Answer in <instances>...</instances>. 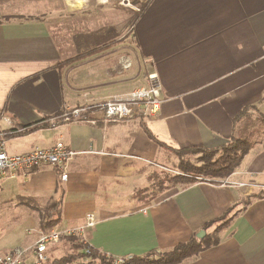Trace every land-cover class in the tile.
<instances>
[{
  "label": "crops",
  "instance_id": "obj_1",
  "mask_svg": "<svg viewBox=\"0 0 264 264\" xmlns=\"http://www.w3.org/2000/svg\"><path fill=\"white\" fill-rule=\"evenodd\" d=\"M119 1L0 0V138L45 126L6 141L22 142L7 151L26 154L63 141L79 153L67 180L51 165L30 172L52 187L49 194L58 191L54 228L83 225L94 215L88 246L102 255L170 252L211 237L216 227L204 226L236 207L219 243L179 264H264V190L177 179L163 185L160 175L179 164L178 151L228 144L237 134L235 118L246 111L259 137L229 177L264 183V0H150L129 36ZM128 37L133 43L124 42ZM129 49L136 71L116 75L119 56ZM151 73L162 85L154 118L105 122L94 108L82 122L49 124L67 110L125 97Z\"/></svg>",
  "mask_w": 264,
  "mask_h": 264
},
{
  "label": "built area",
  "instance_id": "obj_2",
  "mask_svg": "<svg viewBox=\"0 0 264 264\" xmlns=\"http://www.w3.org/2000/svg\"><path fill=\"white\" fill-rule=\"evenodd\" d=\"M150 0H120L119 5L139 11ZM136 60L133 56L122 55L118 65L114 69L116 75H129L136 71ZM162 85L159 77L151 73L146 78L144 86L136 87L125 97H115L96 106H84L65 111L61 116L50 121L55 126L58 122L79 123L85 120L86 113L96 108L104 114L105 122H117L129 120L133 117L154 118L162 107ZM6 141L0 138V179L10 176L14 178L18 171L25 173L32 169L51 165L62 172V179L67 180L66 172L68 164L79 153L70 149L63 141H57L52 148L36 147L26 154H10L6 149ZM210 184L235 187L249 192L264 190V183H252L231 180L230 177L223 179L203 180ZM96 225L94 215H87L86 223L79 226L52 228L46 232H40L36 241L29 247L17 248L12 252L0 255V264H48L51 262L49 255L51 246L58 244L63 239H75L82 245L83 253L89 255L91 249L88 246V233ZM29 234L31 231L28 232ZM79 249V250H80ZM132 257H114V264H123Z\"/></svg>",
  "mask_w": 264,
  "mask_h": 264
},
{
  "label": "trees",
  "instance_id": "obj_3",
  "mask_svg": "<svg viewBox=\"0 0 264 264\" xmlns=\"http://www.w3.org/2000/svg\"><path fill=\"white\" fill-rule=\"evenodd\" d=\"M115 44V43H113ZM112 46V45H111ZM100 49H95L85 53L79 58L89 56ZM246 111L241 112L235 118V124L238 127L237 134L235 133L231 141L222 146L214 148L194 147L182 151H178V154L183 155H194L197 156L199 164H190L187 161L181 160L179 169L186 174H191L186 177L177 176V179H181L185 184L189 185L196 182V177H204L211 179H223L231 176L242 164L244 157L252 148V138L254 132L252 131L249 119L245 117ZM45 126H37L33 130L18 132L17 129L7 131L3 137L5 141L15 139L17 137L24 136L31 131H37ZM187 162V163H186ZM60 203L61 201H55L53 205L47 210V220L45 231L51 230V227H55L60 222ZM236 207L229 209L225 215L215 219L204 226L206 230L209 227L215 226L211 237H205L199 240H191L188 243H182L177 245L172 251L163 253L161 259L149 260L154 255L146 257H132L129 261L123 264H179L185 259L197 256L200 252L210 248L213 245L219 243L218 233L228 225L231 221V213ZM51 228V229H49ZM75 241L74 239H69ZM74 244L72 248L77 247ZM158 255V254H157ZM82 259L84 260L81 264H114L111 257H107L98 253L95 250H91L89 255L85 253L67 254L59 259H55L48 264H72L74 261ZM86 260V261H85Z\"/></svg>",
  "mask_w": 264,
  "mask_h": 264
},
{
  "label": "rangeland",
  "instance_id": "obj_4",
  "mask_svg": "<svg viewBox=\"0 0 264 264\" xmlns=\"http://www.w3.org/2000/svg\"><path fill=\"white\" fill-rule=\"evenodd\" d=\"M126 10L129 19L128 27H127V35L129 36L131 33L132 26L134 24L133 23L134 16L137 14V11L131 8H127ZM125 12L126 11H124V13ZM125 41L131 44L133 43V38L128 37L124 39V42ZM114 42L116 41H113L112 43ZM122 55H130L134 57L130 49L123 50V53H121L119 58ZM144 85L145 84L139 85L137 87ZM135 88H132V90ZM256 136L258 135L257 133L254 132L251 142H253V139ZM258 137L257 140L259 139ZM19 144L15 142L8 143L7 147L11 152V149L13 147H17ZM178 155L180 156V157L178 156L179 159L181 158L180 162L181 160H183L189 162L190 164H199L197 160V156L194 155L181 156L180 154ZM179 164L172 165L168 168V171L161 172L160 174L161 177L164 176L165 178V179L161 178V183H163V185L164 183L173 184L172 180L177 179L176 178L177 176L186 177L188 175H191L182 172V170L179 169ZM24 174L25 175L20 174L19 176H17L18 178L16 180L5 179L0 182V184L3 183L2 185H4L5 187L3 189L2 186H0V255L8 254L9 252H11V250H15V248L16 249L24 248L26 246L31 245L36 240V238H38L37 237L38 231L46 230L45 227L47 225L46 224L47 210L51 205H53V203H55V201L59 197L57 189L55 190V194H49L52 187H48L45 184L46 182H44L43 184L37 183L35 179L32 177V173L30 171ZM195 177L197 179L196 182L208 179L204 177H197V176ZM9 181L14 182L13 183L14 185H12L13 188H11V186L8 185L9 183L7 182ZM175 182H177L176 184H185L183 181H181V179H177ZM10 192H12L13 195L9 196ZM14 193H16V196ZM7 197H10V199H6ZM29 230H33L34 232L31 231V233L29 234L28 233ZM69 242L71 241L65 242L64 246H60L58 248L55 245L51 246L49 255L53 258L58 259L59 257H62L69 253L76 255L78 254V250L75 251L74 249L83 248L82 245L80 243H77L76 241L71 243ZM74 244L78 246L72 248ZM59 253L61 256L55 257V255L56 254L59 255ZM161 258H162V254H158L150 257L149 260H155ZM83 262L84 260L79 259L74 261L72 264H81Z\"/></svg>",
  "mask_w": 264,
  "mask_h": 264
},
{
  "label": "water",
  "instance_id": "obj_5",
  "mask_svg": "<svg viewBox=\"0 0 264 264\" xmlns=\"http://www.w3.org/2000/svg\"><path fill=\"white\" fill-rule=\"evenodd\" d=\"M204 235H205V231H202L201 233L198 234V237L203 238Z\"/></svg>",
  "mask_w": 264,
  "mask_h": 264
}]
</instances>
